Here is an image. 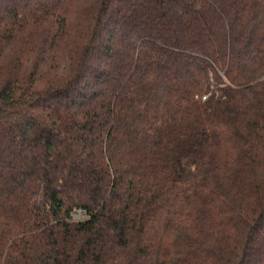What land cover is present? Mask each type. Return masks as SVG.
Returning <instances> with one entry per match:
<instances>
[{"label": "trees", "instance_id": "trees-1", "mask_svg": "<svg viewBox=\"0 0 264 264\" xmlns=\"http://www.w3.org/2000/svg\"><path fill=\"white\" fill-rule=\"evenodd\" d=\"M0 264H264V0H0Z\"/></svg>", "mask_w": 264, "mask_h": 264}, {"label": "built area", "instance_id": "built-area-1", "mask_svg": "<svg viewBox=\"0 0 264 264\" xmlns=\"http://www.w3.org/2000/svg\"><path fill=\"white\" fill-rule=\"evenodd\" d=\"M72 218L75 220H81L83 218H87L88 217V212L87 210L83 209V208H79L76 209L72 212L71 214Z\"/></svg>", "mask_w": 264, "mask_h": 264}]
</instances>
